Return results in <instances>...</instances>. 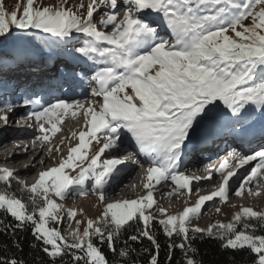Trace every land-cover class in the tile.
Returning a JSON list of instances; mask_svg holds the SVG:
<instances>
[{
    "label": "snow or ice",
    "instance_id": "6c2138e0",
    "mask_svg": "<svg viewBox=\"0 0 264 264\" xmlns=\"http://www.w3.org/2000/svg\"><path fill=\"white\" fill-rule=\"evenodd\" d=\"M85 8L86 14H81ZM102 9L107 11L99 15ZM74 33L87 39L82 46L73 45L67 56L92 62L93 100L87 107L80 101L59 98L44 103L26 99L25 103L38 109L27 118L34 119L42 133L36 137L42 146L49 142V132L60 130L58 124L70 111L72 117L82 112L84 129L67 156L39 172L31 186L17 182L19 190L28 193V203L10 191L15 173L0 169V212L15 221L13 225L0 219V231L15 237L17 229L30 228L48 264H110L99 246L104 244L121 264H136L132 258L135 249L128 242L146 238L155 249L148 264H159L155 221L169 240V264L177 248L183 256L180 264H203L195 258L198 250L192 242L205 237L219 240L223 249L247 250L255 256L253 264H264V234H257L264 230V211L242 206L228 223L192 226L206 202L215 198L228 202L230 180L246 165H251L250 171L234 194L260 195L250 185L260 187L264 179V0H88L87 4L79 0L71 5L70 0L54 5L19 0L11 12L0 0V90L10 87L8 72L42 58L43 49L36 41L49 48L67 47L76 40ZM76 75L72 73L73 80ZM12 110L13 105L3 101L0 121L7 124V113ZM213 130L247 143L249 153L229 151L216 168L221 177L216 190L200 195L181 212L170 215L162 207L152 212L156 185L171 180L174 192L191 193L193 180L212 179L211 173L208 177L186 175L180 167L185 149ZM126 135L149 164L142 182L147 191L136 199L104 203L106 186L125 163L112 150L120 148ZM93 141L98 149L90 155ZM254 144L258 146L253 148ZM48 151L51 154L60 148ZM106 153L107 158L102 159ZM89 181L104 207L81 231L77 212H66L57 201L76 192L88 195L85 186ZM65 215L70 222L62 230L58 225ZM157 216L163 218L156 220ZM134 225L135 234L117 250L122 233ZM13 243L19 246L18 240ZM0 250L9 251L6 245ZM0 264L26 262L0 256Z\"/></svg>",
    "mask_w": 264,
    "mask_h": 264
},
{
    "label": "bare ground",
    "instance_id": "6f19581e",
    "mask_svg": "<svg viewBox=\"0 0 264 264\" xmlns=\"http://www.w3.org/2000/svg\"><path fill=\"white\" fill-rule=\"evenodd\" d=\"M70 46H72V43H70ZM65 56H66V53H64L62 57H65ZM66 60L69 66H74L73 63L76 61V60L71 59L70 57H66ZM45 64L46 63H45L44 58H41L39 61L34 63V65L37 67L45 66ZM5 100L10 102V101H16L17 98L10 94L7 97H5L3 101ZM21 112L22 111L16 110L15 113L20 114ZM79 115H77L76 117H72L71 111L68 114H66L64 116L63 123L58 124V128L60 129L59 131H63L65 129V126L63 125L65 122L67 123V125H69V127L72 124H76L77 122H79ZM8 117H9L8 121L11 122L14 116L13 114H10L8 115ZM1 122L3 123V121H0V125H1L0 126V145L2 147V151L0 154V161L2 162L0 163L4 165V168L10 169L14 173H20L22 177L24 178L26 177L28 180L30 179L31 181H36L38 179L39 172L44 171L48 168H51V164L48 163L50 161L49 151H48V154L46 155L43 154V149L44 147H46L47 143L42 146V144L36 139L37 132H32L27 129L24 131L14 130V129L9 128L8 126L9 123L7 124L3 123L2 125ZM64 131H66V129ZM72 131H75V133H77L78 129L75 128ZM57 138L58 136L56 132L52 136H50V140L48 143H51V146L49 148H53V149L56 148L55 144H52V143L56 142L55 139ZM25 140L27 142L25 143V146H24L23 144H21V141H25ZM33 141H35V143H33ZM63 144L64 143L60 142V145H63ZM188 156L186 155V158L188 159L190 158L192 160L188 162L186 166H182L184 167V170L187 169L186 171L183 170V172L189 176H194V177L200 176L203 173V170L200 167H198V164L203 161V158L201 159L195 158L196 156L195 151L193 153H190L189 157ZM212 156L213 155H211L210 157ZM186 158H184L185 161H186ZM55 162H56V159L52 161V164ZM254 163L255 162H253V164ZM247 166L251 167V165H246L244 168H242L243 172L242 170H240L239 173L231 179L229 197L232 196L233 198L230 197L227 202L231 204V208H236V207H241V206L247 207L246 205H248L247 198L251 196L245 193L244 196L237 197L234 194L235 190L238 187V177H240L239 179H242L250 171L249 170L250 168H248ZM135 174L136 173L134 171V168L124 165L123 168L120 169L118 173L116 174V176L111 180L110 184L106 187L105 189L106 190L105 192L106 200L104 201V203H109V202H112L115 200H121V199H136L138 198V194H141V193H144L145 195L147 190H145L142 187L141 180H136L137 176ZM220 182H221V179H218L215 176H213L211 180H204V181L193 180L192 185H191V188H192L191 193H189L187 190L173 192L174 194L176 193L179 196L182 194L181 197H185V199H182L179 196L178 198L171 197L173 195L168 196L166 195V193L169 191V189H158L156 188L157 187L156 185L155 188L152 189L154 199L156 201V204L154 205L152 211L155 212L157 208L162 207L166 209L168 214L171 213L172 211L173 212L177 211L179 213L181 207L190 206L197 200V198L200 195H208L212 191L216 190ZM259 184H260V187H257L255 183L250 185V187L253 192L259 191L261 195V193L264 192V181L261 179ZM252 197H255V199H258L259 201L261 199L259 195L252 196ZM216 199L218 200L219 198H215V200ZM230 199H233L234 201ZM255 199H253L251 202H254ZM209 202L210 201L206 202V204H209ZM206 214L209 216L208 213Z\"/></svg>",
    "mask_w": 264,
    "mask_h": 264
},
{
    "label": "trees",
    "instance_id": "16d2710c",
    "mask_svg": "<svg viewBox=\"0 0 264 264\" xmlns=\"http://www.w3.org/2000/svg\"><path fill=\"white\" fill-rule=\"evenodd\" d=\"M40 48L43 47V41H36ZM0 187H3L0 182ZM10 191L17 197L22 198L28 203V193L19 190L17 182L13 179ZM31 205L29 204V208ZM0 219H4L6 223L15 224V221L10 217L0 212ZM59 227V226H58ZM154 235L160 244L159 251V264H169L168 261V238L161 230V226L153 221L152 224ZM62 230L63 228L60 227ZM136 225L129 228L126 232L122 233L121 238L116 242V248L119 250L124 241L127 240L129 235L135 234ZM257 234H264V230H258ZM18 240L19 246H14L13 241ZM135 251L132 258L135 259L136 264H148L150 254H155V249L150 241L146 238L140 242H128ZM193 247L198 250V255L195 256L197 260H202L203 264H253L254 257L247 250L234 251L230 249L221 248V242L217 239L205 237L203 240L197 239L192 242ZM7 246L9 251L6 253L0 250V256L12 257L23 259L26 264H48V257L41 250L39 242L35 241L32 236L30 228L25 230L17 229L15 237L0 231V248ZM102 252L110 262V264H121L118 255H114L108 248L107 244L99 245ZM147 249L148 251H145ZM67 259V258H66ZM183 259L180 249H175L172 254L170 264H180Z\"/></svg>",
    "mask_w": 264,
    "mask_h": 264
},
{
    "label": "rangeland",
    "instance_id": "374dc122",
    "mask_svg": "<svg viewBox=\"0 0 264 264\" xmlns=\"http://www.w3.org/2000/svg\"><path fill=\"white\" fill-rule=\"evenodd\" d=\"M18 2H19V0H3V4H4L5 8L9 12H11L12 10H15V6ZM36 2H37V4L54 5V4H58L59 0H36ZM78 2H79V0H70V5L78 3ZM84 3L87 4L88 0H84ZM104 11H107V9H102L100 11L99 15H103ZM81 14H86V8L81 10ZM122 15H123V13L121 12V16ZM94 16L96 19H99L98 15L94 14ZM100 30H103V28H101ZM36 62H37V60L35 61V63ZM96 99L102 100V98H96ZM1 124L3 125L2 122H1ZM79 124H82V117L79 119ZM9 125H10V123L8 124V126ZM9 128L13 129L11 125L9 126ZM66 135H67V141L63 145H60V141H56L57 143L56 142L52 143V144H55L56 147L58 146L60 148V151L49 154L50 161L51 160L53 161L54 159H56V162L53 164H52V161L48 162L51 164V167L56 166L62 156L63 157L67 156V153H68L70 146H75L78 143V141L75 140V138L71 139L70 137H68V131H66L65 133L64 132L60 133L61 140ZM92 147L94 148L92 150V152H95L98 149V145H96L95 141L92 142ZM48 148H49V146L44 147V149H43L44 155L48 154ZM92 152H90V153H92ZM0 162H2V161H0ZM0 169H5L4 165L2 163H0ZM135 175L138 176L137 173ZM13 179L16 182H18V181L22 182L23 184H25L27 186H31L35 182V181H31L30 179L28 180L27 178H26V180H24L22 178V176L20 175V173H15V176ZM263 181H264V179H263ZM167 183H168V181H167ZM239 183H238V185H239ZM85 187H86V190L88 191V195H80L76 192V193H73L65 201H59V200L57 201L58 203L64 204V208H65L66 212L68 210L77 212V216L75 217V219L82 221V223L80 225L81 231L83 230L86 221L88 219H96L101 214L103 207H104V203H101L99 201L98 196H95V194H97V193L93 190V187L90 186V182H87ZM170 187L174 188L175 186L172 184V185H170ZM105 192H106V190H105ZM105 195H106V193H105ZM140 195L143 196L144 193L138 194V196H140ZM181 195L179 196L178 194H174L171 197L178 198V196H179L180 198L185 199V197H181ZM259 196L261 197L260 201L258 199H255V197H252V196L248 197L247 198L248 205H246V206L251 207L258 212L264 211V192H262L261 195H259ZM230 197H232V196H230ZM253 199H255L254 202H251ZM230 200H233V199H230ZM229 204L230 203H227V204L221 203L219 199L218 200L214 199L213 201H210L209 204L205 203V205L202 208V215L200 216L199 219L192 221V226H199L200 228H207L210 224H213L216 222L228 223L230 221L231 217L233 216V214L236 213L240 209V207L231 208V204L230 205ZM184 207H186V206L181 207L179 212H181L184 209ZM216 208H220L221 211L217 212ZM151 211H152V209H151ZM205 211H206V213L209 214V216L205 213ZM174 212H177V211H174ZM174 212L172 211L171 213L174 214ZM171 213H169V214L172 215ZM162 218L163 217H161V216H157L156 220H159ZM69 222L70 221L67 219V217L65 215L63 223H61L58 226L62 227L63 229H66ZM73 223H74V221H73ZM253 257L255 259L254 254H253Z\"/></svg>",
    "mask_w": 264,
    "mask_h": 264
}]
</instances>
